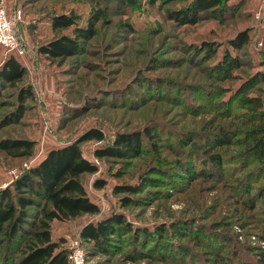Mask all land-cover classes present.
<instances>
[{"label": "rangeland", "instance_id": "1", "mask_svg": "<svg viewBox=\"0 0 264 264\" xmlns=\"http://www.w3.org/2000/svg\"><path fill=\"white\" fill-rule=\"evenodd\" d=\"M3 1L10 17L15 8H20L21 18L14 27L28 50L22 56L14 55L24 66L21 78L0 84V138L23 137L35 143L27 157L0 149V188L11 189V180L35 163L48 147L97 127L102 138L81 140L79 146L97 167L81 179L99 210L65 221H50L52 239H64L62 245L67 248L81 223L119 211L133 226H144L149 232L161 224L162 231L156 232L161 236L157 238L171 241L172 247L168 245L160 255L159 248H153L154 238L145 239L144 246L136 243L142 253L131 255L127 243H119L108 252H97L90 249L92 245L87 241V264H187L182 260L187 255L181 252L180 256L177 245L199 252V262L196 259L193 264H264V216L259 212L248 216L250 213L239 200L244 194L232 187L234 178H242V173H232L225 167V173H229L226 181L208 179L197 172V157L184 153L191 148L186 144L190 136L201 141L213 129L233 127V132L240 135L248 125L243 119L244 108L238 105L243 92L259 96L264 111V77L258 74L264 71V0H221L198 11L192 23H181L170 15L191 0H156L152 4L137 0L132 5L118 0ZM94 8L100 9L101 18L96 23V33L81 42L80 52L55 59L37 53L36 46L41 42L60 32H70L69 28L51 29L52 13L71 10L76 23L82 24ZM240 30L246 31L247 40L235 47L230 39ZM260 39L262 44L257 43ZM226 53L234 54L238 65L230 67ZM5 55L0 45V63ZM26 84L32 85L34 91L20 101V116L7 121L5 115L19 105V87ZM143 129L152 136L144 137ZM129 130L141 132L142 148L137 156H94L95 147L109 142L115 133ZM251 147L241 146L243 155L253 157ZM235 149H239L236 143L222 151ZM181 158L194 163L192 175L183 169ZM164 168L179 173L172 174L176 183L163 174ZM143 173L159 180L152 182L155 184L143 182L136 192L114 191V184L135 182ZM95 177L103 180L101 186L92 185ZM122 195L131 197V202L122 204ZM236 204L238 211L233 208ZM261 205L259 198L255 207ZM174 219L199 225L203 239L209 224L219 240L215 249L205 240L194 238L195 234L194 239L189 234H174ZM183 229L196 230L192 226ZM147 248L150 255L143 253ZM215 250L221 257L216 262L212 255ZM16 255L13 250L11 257Z\"/></svg>", "mask_w": 264, "mask_h": 264}, {"label": "trees", "instance_id": "2", "mask_svg": "<svg viewBox=\"0 0 264 264\" xmlns=\"http://www.w3.org/2000/svg\"><path fill=\"white\" fill-rule=\"evenodd\" d=\"M118 1L125 5L137 2V0ZM146 1L152 4L156 0ZM220 2L221 0H191L189 5L172 10L170 15L180 20L181 23H192L198 18V11L215 6ZM100 12V9L94 8L82 24L76 23L75 14L71 10L52 13L49 19L51 29L56 31L69 28L70 32H60L41 42L36 46L37 53L45 55L48 59H55L80 52L81 42L90 39L96 33V23L101 18ZM246 40V31L240 30L230 39V44L239 47ZM225 57L230 67L238 65V59L234 54L226 53ZM216 65L219 69H223L220 63ZM23 73L24 66L21 62L13 54L7 53L0 63V84L3 82L14 83L21 78ZM258 74L264 77V71H258ZM246 81H243L242 84ZM33 91L32 85L29 84L19 87V105L5 115L4 118L8 119L7 121L16 120L20 116L22 108L20 101L24 96H31ZM261 104L259 96L247 95L243 92L238 97V105L244 108L242 114L244 113L246 116L243 115V119L247 120L248 125H245L240 135L233 132L234 127L213 129L211 134L201 141L190 136L186 144L191 148L184 151L189 156L197 157L200 161L197 172L203 173V176L208 179L214 177V181H226L229 173H225V167L229 168L232 173H242V178L241 176L234 178L235 183L231 185H233V190L236 189L237 192L244 194V197H240L239 200L243 201L241 205L246 208V213H250L248 216H253L256 212L264 216V111L261 110ZM142 131L144 137L152 136V133H146L148 129ZM140 134V130L117 132L109 142L95 147L93 154L101 158L104 156H137L142 148ZM102 136L103 133L99 128L89 127L73 139L48 147L35 163L22 169L11 180V189L10 187L0 188L1 264H69L67 248L62 245L64 239H52L49 224L55 219L65 221L84 213H96L99 210L96 202L89 197L81 179L84 173H92L97 167L93 161L82 154L79 142L90 138L101 139ZM34 143L33 140L23 137H2L0 138V149L9 154L27 157L32 154ZM235 143L239 145V149H235L233 152L222 151L226 146ZM241 146L245 148L252 146L249 150L252 151L253 157L243 155L244 150L241 149ZM254 148L256 152L253 151ZM251 158L252 161H250ZM256 161L260 163L257 164ZM179 162L188 175L195 172L192 170L194 163L191 161L181 158ZM163 171L164 175L166 174L171 181L176 183L172 174L178 175L179 173L173 169L170 171L169 168H164ZM229 179L231 180L232 177ZM157 180H159L157 177L143 173L137 181L114 184L113 188L114 191L124 190L131 193L140 190L143 182L155 184L152 182ZM102 183L103 180L99 177L92 180L93 186H101ZM227 185L231 188L228 183ZM214 186L211 185V188ZM259 198L262 200V205L256 208L255 205ZM120 199L122 204L131 202V197L128 195H122ZM237 200L238 204L239 200ZM237 204L233 205L235 211H238ZM190 222L184 221V219L182 221L174 219L171 221V229L174 234H189L192 235V238L195 234L194 238L197 236L205 240L210 248H214L218 244L219 240L215 238L212 232L214 229L209 224L204 228L206 239H203L198 232L201 227ZM190 226L196 230L183 229V227L190 228ZM154 228L160 229L162 225L158 223ZM157 229L149 232L144 226H133L125 220L121 212L109 211L94 220L89 219L81 223L78 233L82 238L86 260L87 252L84 243L87 241L92 245L90 249L97 252H108L119 243H127L131 246L129 254L135 255L134 253H142V249L138 246H144L145 239L153 240L154 238L153 248H159V254L164 255L168 250V245L172 247L173 244L171 241H159L157 237H160L161 233L156 232L162 230ZM149 233L153 235L152 238L149 237ZM262 233L264 234V229H262ZM195 242V244H199V241ZM149 246L151 245L149 244ZM149 249L147 248L143 253L150 255ZM235 249L238 252L237 248ZM13 250L17 254L16 257H11ZM176 250L180 256L181 252L187 255L182 259L187 264H193L196 259V262H199L197 250L181 245H177ZM253 252L256 254L255 251ZM219 254L216 250L212 254L214 262L221 258Z\"/></svg>", "mask_w": 264, "mask_h": 264}, {"label": "built area", "instance_id": "3", "mask_svg": "<svg viewBox=\"0 0 264 264\" xmlns=\"http://www.w3.org/2000/svg\"><path fill=\"white\" fill-rule=\"evenodd\" d=\"M20 18V8H15L10 17L7 13L4 1L0 0V45L3 47L6 54L11 53L15 56H22L24 51L28 50L26 44L19 37L14 27V22L20 20ZM257 43L262 44V40H258ZM67 258L69 264H86L83 242L78 231L67 244Z\"/></svg>", "mask_w": 264, "mask_h": 264}]
</instances>
